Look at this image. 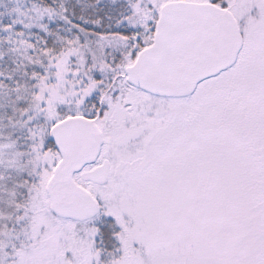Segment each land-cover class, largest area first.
I'll use <instances>...</instances> for the list:
<instances>
[{"label":"snow or ice","instance_id":"snow-or-ice-1","mask_svg":"<svg viewBox=\"0 0 264 264\" xmlns=\"http://www.w3.org/2000/svg\"><path fill=\"white\" fill-rule=\"evenodd\" d=\"M0 264H264V0H0Z\"/></svg>","mask_w":264,"mask_h":264}]
</instances>
